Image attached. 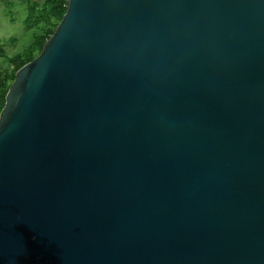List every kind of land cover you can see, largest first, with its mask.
<instances>
[{
    "label": "water",
    "instance_id": "95a60500",
    "mask_svg": "<svg viewBox=\"0 0 264 264\" xmlns=\"http://www.w3.org/2000/svg\"><path fill=\"white\" fill-rule=\"evenodd\" d=\"M0 264H264V0H68L0 112Z\"/></svg>",
    "mask_w": 264,
    "mask_h": 264
},
{
    "label": "rangeland",
    "instance_id": "374dc122",
    "mask_svg": "<svg viewBox=\"0 0 264 264\" xmlns=\"http://www.w3.org/2000/svg\"><path fill=\"white\" fill-rule=\"evenodd\" d=\"M40 15L37 10L30 18L28 0H0V80H7L6 86L12 84L8 77L13 73L14 65L10 60L24 54L37 36L45 35L48 29L53 30L59 22L52 16L45 15V19Z\"/></svg>",
    "mask_w": 264,
    "mask_h": 264
},
{
    "label": "trees",
    "instance_id": "16d2710c",
    "mask_svg": "<svg viewBox=\"0 0 264 264\" xmlns=\"http://www.w3.org/2000/svg\"><path fill=\"white\" fill-rule=\"evenodd\" d=\"M41 3H38L34 0H28L29 6V15L30 18L35 16L37 10H40L41 15L45 18L47 15L49 18L52 16L56 18L57 22L55 28L58 26L62 17L66 13L67 7L65 6V0H40ZM40 6V8H39ZM48 18V19H49ZM46 19V18H45ZM55 28L53 30H47L45 35L37 36L34 40L32 46L25 50L24 54H19L14 56L10 62L14 65L13 73L8 77L10 82L13 83L15 75L19 69L24 65L34 60L42 51L46 41L53 35ZM1 79V78H0ZM7 80H0V112L5 105L6 94L11 85H7Z\"/></svg>",
    "mask_w": 264,
    "mask_h": 264
},
{
    "label": "built area",
    "instance_id": "2783aa9c",
    "mask_svg": "<svg viewBox=\"0 0 264 264\" xmlns=\"http://www.w3.org/2000/svg\"><path fill=\"white\" fill-rule=\"evenodd\" d=\"M65 6L66 7L68 6V0H65Z\"/></svg>",
    "mask_w": 264,
    "mask_h": 264
}]
</instances>
